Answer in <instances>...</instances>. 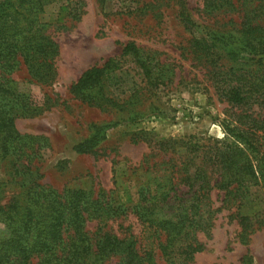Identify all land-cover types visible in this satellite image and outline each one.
<instances>
[{"label":"trees","instance_id":"1","mask_svg":"<svg viewBox=\"0 0 264 264\" xmlns=\"http://www.w3.org/2000/svg\"><path fill=\"white\" fill-rule=\"evenodd\" d=\"M53 1L0 0V264H157L158 253L166 264H192L196 253L204 249L199 234L211 235L221 210L213 206L212 186L226 189L227 197L233 193L229 189L234 183L238 191L247 190L243 171L251 165L242 164L247 156L232 147L203 150L202 164L195 163L193 173L187 169L180 176L179 182L189 186L187 192L172 195L170 190L142 187L138 200L129 204L118 202L102 188L58 190L43 183L35 160L43 147L49 146L48 138L23 133L16 123L19 117L36 114L41 105L13 85L12 74L23 63L36 80L56 76L58 43L46 33L47 24L40 16ZM255 1L199 0L208 12L242 6L249 10L239 27H234L235 33L230 32L232 27L208 31L214 34L212 40L192 35L189 49L209 65V77L220 97L238 107L264 110V0ZM178 15L187 29L198 26L184 7ZM129 55L141 85L129 86L126 76L131 70L112 57L86 69L71 84V92L103 109L108 104L124 108L173 81L167 64L133 41L123 48V56ZM237 116V124H227V130L236 131L251 152H259L257 140L251 137L264 133V112L254 115L244 111ZM116 124L110 121L97 126L78 150L91 151ZM157 145L162 150L174 149L168 140ZM209 167H222L228 177L212 185ZM130 214L142 226L140 234L132 231V224L124 226L119 221ZM235 217L240 225L239 239L245 242L254 230L253 217L238 211ZM242 262L253 264L249 255Z\"/></svg>","mask_w":264,"mask_h":264},{"label":"rangeland","instance_id":"2","mask_svg":"<svg viewBox=\"0 0 264 264\" xmlns=\"http://www.w3.org/2000/svg\"><path fill=\"white\" fill-rule=\"evenodd\" d=\"M182 7L198 24L192 30L178 15ZM247 10L242 6L208 12L199 0H54L48 4L40 16L47 24L46 33L58 43L56 76L36 80L23 63L12 74L13 85L41 105L36 114L16 120L21 132L48 138L49 146L35 160L43 175L41 181L58 190L102 188L118 202L129 204L138 200L142 187L181 195L189 186L179 182L180 176L187 169L193 173L195 163L202 164L203 150L239 149L247 156L242 164L251 165L243 171L247 190L238 191L234 183L229 189L233 193L227 197L226 189L212 186L213 206L221 210L211 235L199 234L204 249L196 253L192 264H243L245 255L252 257L253 264H264V133L252 135L260 151L251 152L236 131L226 126L237 124L238 113L258 115L264 110L238 107L220 97L209 77V65L189 49L192 35L212 40L214 34L209 33L214 29L220 32L232 27L230 32L235 33L234 27H239ZM131 41L167 64L173 72L168 86L145 93L139 103L124 108L108 104L103 109L71 92V84L86 69L112 57L131 70L126 76L129 86L141 85L133 71V56H123L124 46ZM110 121L117 124L91 151L78 150L97 126ZM166 140L174 149L162 150L157 145ZM208 174L212 185L228 177L222 167H209ZM237 211L253 217L254 230L245 242L239 239ZM119 221L124 226L132 224V231L141 233L135 215ZM156 261L166 264L160 253Z\"/></svg>","mask_w":264,"mask_h":264}]
</instances>
